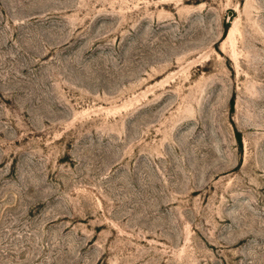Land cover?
<instances>
[{
    "label": "rangeland",
    "instance_id": "374dc122",
    "mask_svg": "<svg viewBox=\"0 0 264 264\" xmlns=\"http://www.w3.org/2000/svg\"><path fill=\"white\" fill-rule=\"evenodd\" d=\"M0 264H264V0H0Z\"/></svg>",
    "mask_w": 264,
    "mask_h": 264
}]
</instances>
